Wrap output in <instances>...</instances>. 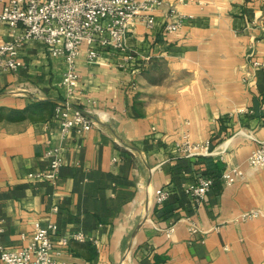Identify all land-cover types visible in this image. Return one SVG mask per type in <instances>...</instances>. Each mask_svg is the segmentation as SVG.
I'll return each mask as SVG.
<instances>
[{
  "label": "crops",
  "instance_id": "obj_1",
  "mask_svg": "<svg viewBox=\"0 0 264 264\" xmlns=\"http://www.w3.org/2000/svg\"><path fill=\"white\" fill-rule=\"evenodd\" d=\"M170 6L188 21L168 34ZM9 39L0 25V42ZM128 44L152 58L144 70L119 68L110 51L91 65L83 49L72 103L96 126L64 142L53 114L66 96L65 61L31 41L25 67L0 76L2 244L22 249L37 224H55L59 236H85L57 246V264H264V168L246 165L264 141V68L254 66L264 63V0H166L155 29L138 23ZM185 135L214 155H179ZM61 146L57 186L31 179ZM234 165L245 177L226 186L219 176ZM202 175L216 182L194 208L187 189Z\"/></svg>",
  "mask_w": 264,
  "mask_h": 264
},
{
  "label": "built area",
  "instance_id": "obj_2",
  "mask_svg": "<svg viewBox=\"0 0 264 264\" xmlns=\"http://www.w3.org/2000/svg\"><path fill=\"white\" fill-rule=\"evenodd\" d=\"M165 6L166 0H0V25L7 26L10 33L9 40L0 42V76L19 72L25 67L21 52L27 43H43L52 57L62 58L66 63L62 78L66 96L55 105L53 114V121L59 126L61 141L64 142L74 130L89 132L96 123L72 103L80 84L77 61L83 49H86L87 61L91 65L100 64L102 52L110 51L122 57L119 68L127 70L132 67L135 72L137 68L144 70L152 58L139 60L138 52L129 46L128 39L138 23L144 24L149 31L154 30L157 13ZM165 19L164 32L168 34L179 31L188 21V17L174 6L168 8ZM254 66L264 68V63L256 61ZM132 88L136 90V83L132 84ZM257 142L259 147L249 156L246 165L252 169H263L264 141ZM175 150L188 158L214 155L210 142H192L188 135L175 144ZM46 156L49 158L47 168L29 177L57 186L63 166L62 146L50 149ZM219 177L224 185L232 186L245 177V172L241 165H234L224 170ZM215 182V176L202 175L196 185L187 189L194 208L203 204ZM169 196L167 190L161 191L157 198L158 204H164ZM258 214H245L244 219ZM187 222L191 235L200 232L190 218H187ZM2 232L0 226V264H57V257L62 255L56 249L57 246L66 248L71 240L85 241L81 233L59 236L55 224L47 227L37 224L31 240L24 248L9 250L2 244Z\"/></svg>",
  "mask_w": 264,
  "mask_h": 264
},
{
  "label": "trees",
  "instance_id": "obj_3",
  "mask_svg": "<svg viewBox=\"0 0 264 264\" xmlns=\"http://www.w3.org/2000/svg\"><path fill=\"white\" fill-rule=\"evenodd\" d=\"M4 112H2V110H0V121L2 120V119H4Z\"/></svg>",
  "mask_w": 264,
  "mask_h": 264
}]
</instances>
